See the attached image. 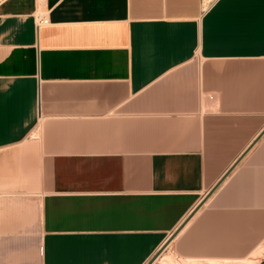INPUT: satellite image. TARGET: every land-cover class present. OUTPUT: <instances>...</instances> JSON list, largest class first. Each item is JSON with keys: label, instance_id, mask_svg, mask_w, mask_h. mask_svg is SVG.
<instances>
[{"label": "crops", "instance_id": "obj_1", "mask_svg": "<svg viewBox=\"0 0 264 264\" xmlns=\"http://www.w3.org/2000/svg\"><path fill=\"white\" fill-rule=\"evenodd\" d=\"M263 131L264 0H0V264H239Z\"/></svg>", "mask_w": 264, "mask_h": 264}, {"label": "rangeland", "instance_id": "obj_2", "mask_svg": "<svg viewBox=\"0 0 264 264\" xmlns=\"http://www.w3.org/2000/svg\"><path fill=\"white\" fill-rule=\"evenodd\" d=\"M37 145L32 141V140H30L29 142H27V143H25V144H23L22 146H21V148H29V149H32V148H35ZM35 160H36V163H35V166H36V168H38L39 169V171H40V169H41V171L40 172H38V173H36V176L39 178V179H41L42 178V175H43V172H42V163L43 162H40L39 161V159L38 158H40V157H38V156H34L33 157ZM22 190H24V189H18V191H22ZM33 191H38V190H32V191H30V192H33ZM262 208H264V207H262ZM261 208V209H262ZM261 209H259L260 211L257 213V219H258V231H259V235H258V242H259V244H261L263 241H264V210H261ZM32 227H33V230H34V235H37L38 233H39V228H40V222H38L37 224H34V225H32ZM38 238L35 236V237H31V242L34 244V241L35 240H37ZM258 244V245H259ZM166 253H168V254H176L175 252H174V250H172V249H168V250H166L165 251ZM244 254L245 253H243V258H245V256H244ZM257 264H264V257L262 258V260L259 262V263H257Z\"/></svg>", "mask_w": 264, "mask_h": 264}, {"label": "bare ground", "instance_id": "obj_3", "mask_svg": "<svg viewBox=\"0 0 264 264\" xmlns=\"http://www.w3.org/2000/svg\"><path fill=\"white\" fill-rule=\"evenodd\" d=\"M264 257V241L257 246V248L250 253L247 257L244 259H241L242 261L240 262H235L237 260H233L235 263L239 264H257L259 263L262 258ZM162 263L160 264H179L180 261L176 260V258L172 255H164L163 259L161 260ZM214 261V260H213ZM232 261V260H231ZM185 263L188 264H227L228 262L225 260V262H198V261H184ZM232 263V262H229Z\"/></svg>", "mask_w": 264, "mask_h": 264}, {"label": "water", "instance_id": "obj_4", "mask_svg": "<svg viewBox=\"0 0 264 264\" xmlns=\"http://www.w3.org/2000/svg\"><path fill=\"white\" fill-rule=\"evenodd\" d=\"M264 135V131L261 133V135L259 136V139L262 137ZM259 139L255 142V143H253L251 146H250V148L246 151V153L244 154V155H242V157H240L237 161H236V163L233 165V167H232V169H230L229 171H228V173L226 174V177L231 173V171L239 164V162L244 158V156L251 150V148L259 141ZM225 177V178H226ZM224 178V179H225ZM224 179L211 191V193L210 194H213L214 192H215V190L220 186V184L224 181ZM209 198V197H208ZM204 203H205V201H204ZM204 203H202V204H200L196 209H195V211H194V213H196L201 207H202V205L204 204ZM186 225V223L183 225V227ZM182 227V228H183ZM182 228H180V229H178L177 231H176V233H174L170 238H169V240L165 243V245L160 249V251L153 257V259L148 263V264H153L154 262H155V260L162 254V252L164 251V250H166V248L169 246V244L177 237V235L179 234V232L181 231V229Z\"/></svg>", "mask_w": 264, "mask_h": 264}, {"label": "built area", "instance_id": "obj_5", "mask_svg": "<svg viewBox=\"0 0 264 264\" xmlns=\"http://www.w3.org/2000/svg\"><path fill=\"white\" fill-rule=\"evenodd\" d=\"M37 20H38V22H39V25L47 24V23H48L47 19L43 18V17L40 16V15L37 16Z\"/></svg>", "mask_w": 264, "mask_h": 264}]
</instances>
